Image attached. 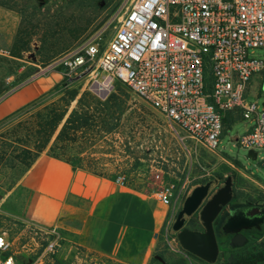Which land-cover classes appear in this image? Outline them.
Segmentation results:
<instances>
[{
	"label": "built area",
	"instance_id": "built-area-1",
	"mask_svg": "<svg viewBox=\"0 0 264 264\" xmlns=\"http://www.w3.org/2000/svg\"><path fill=\"white\" fill-rule=\"evenodd\" d=\"M101 35L88 36L40 69L38 77L53 70L68 81L88 75L100 95L123 83L210 151L218 150L225 115H230V127L246 121L248 129L236 144L255 152L264 168V100L261 107L248 101L255 76L261 79L257 94L264 86V59L250 52L264 48V0H134L105 48ZM95 61V70L89 71ZM112 180L134 188L122 172ZM147 194L168 207L164 227L171 228L188 195L187 180L167 182ZM29 229L34 244L21 243V252H33L29 264H48L60 245L57 231ZM170 249L190 264L179 244ZM21 252L13 251L0 232V264H19Z\"/></svg>",
	"mask_w": 264,
	"mask_h": 264
},
{
	"label": "rangeland",
	"instance_id": "rangeland-1",
	"mask_svg": "<svg viewBox=\"0 0 264 264\" xmlns=\"http://www.w3.org/2000/svg\"><path fill=\"white\" fill-rule=\"evenodd\" d=\"M133 1L12 0L15 7L14 10H10L12 23L3 30L1 28L3 24H0V98L29 82L40 69L98 31H102L101 44L102 48H105ZM0 20L4 21V17ZM25 44L29 49L20 52V58L11 56L22 47H27ZM250 52L253 56L264 59V48H256ZM96 64L97 61L92 63L89 71L95 70ZM55 75L60 77V81L52 90L42 95L39 108L76 90L77 96L70 104L68 110L70 112L77 108V101L84 92L98 99H104L112 92L101 97L94 90L88 75L63 84L65 80L59 70L47 73L39 83L46 84ZM260 81V77L255 76L248 96V101H257L259 107L263 105L264 100L263 90L256 93ZM116 86H121L129 93L125 111L113 130L100 128L103 130L98 131V134L87 130L83 141L91 140L88 143L80 140L81 133L76 134L69 155L78 160L75 163L77 166L82 165L83 169L110 179H113L117 172H122L134 188L143 189L146 193L158 189L167 182L181 184L187 180L189 194L199 184L212 181L213 188L215 184H220L227 176H231L234 193L243 198L233 199L231 204H244L245 200L253 201L254 198L262 196L251 178L264 185V168L260 166L258 158L255 160L247 158V150L236 144V138L248 129L246 121L239 120L227 131H223L218 150L210 151L152 109L126 85L116 82L114 88ZM9 125L8 122L1 124L0 132ZM97 130L99 129H94ZM19 173L17 170L4 171L1 175L0 232L7 235L13 251L21 252L20 233L23 224L5 213L10 204L15 206L14 198L6 200V196L12 191H14L12 195H18L17 185L21 178ZM157 174L159 177H156ZM196 216L197 213L193 215ZM169 230L171 228H165L163 225L158 235L159 253L166 258L183 257L170 249L176 244L172 243V234ZM166 247L169 250H165ZM67 249L58 248L50 257L48 264H55V261L58 264H121L117 260L96 253L85 254L80 249ZM220 249L218 262H215L217 264L226 257L224 245H220ZM21 253L19 264H29L33 259V252Z\"/></svg>",
	"mask_w": 264,
	"mask_h": 264
},
{
	"label": "crops",
	"instance_id": "crops-1",
	"mask_svg": "<svg viewBox=\"0 0 264 264\" xmlns=\"http://www.w3.org/2000/svg\"><path fill=\"white\" fill-rule=\"evenodd\" d=\"M11 14L12 11L0 7V19L4 17V21L0 20L2 30L11 25ZM43 77L0 98V121L52 90L60 81L55 75L50 82L39 83ZM251 181L262 196L245 203L264 205V185L255 178ZM17 186V196L12 195L14 191L6 196V200L14 198L15 206L10 204L5 213L23 224L21 243L34 244L30 226L55 229L61 250L80 249L85 254L96 253L121 264H152L168 207L143 190L120 187L108 177L73 168L46 152L21 176ZM238 199L243 198L238 196ZM255 236H249V242L259 241ZM220 245L228 249L223 240L219 252ZM186 263L189 264L187 259ZM153 264L165 263L157 260ZM190 264L209 263L190 258Z\"/></svg>",
	"mask_w": 264,
	"mask_h": 264
},
{
	"label": "trees",
	"instance_id": "trees-1",
	"mask_svg": "<svg viewBox=\"0 0 264 264\" xmlns=\"http://www.w3.org/2000/svg\"><path fill=\"white\" fill-rule=\"evenodd\" d=\"M0 7L8 10L15 8L12 0H0ZM28 49L29 46L22 47L11 56L20 58L19 53ZM64 80L63 84L68 81ZM76 96L77 91L73 90L57 101L39 108L41 95L0 121V125L7 122L10 124L3 132H0V180L4 171L17 170L20 172L19 176H22L42 152L70 164L73 168L83 169L82 165L75 164L78 160L76 161L75 157L69 155L71 143L75 141L76 134L81 133L79 138L83 141L87 130L97 132L96 134L103 130L100 128L113 130L125 111L129 93L121 86H116L104 99L95 98L90 93L84 92L77 101V108L68 112L70 104ZM229 118L230 115H225L223 118L224 131L230 128ZM233 118L238 119L239 115ZM96 128L99 130L94 131ZM89 141L91 140L86 139L83 142L88 143ZM237 198L233 188V199ZM186 227L191 230H200L201 224L197 216L187 217ZM169 231L172 234V243L177 245L176 233L172 230ZM255 237L259 241L248 242L247 245L239 249H227L226 257L219 261V264H264V230ZM167 249L166 247L165 250ZM184 252L188 256H192L186 251ZM157 260H161L165 264H187L183 257L166 258L159 251H156L151 263L153 264ZM55 264L58 262L55 261Z\"/></svg>",
	"mask_w": 264,
	"mask_h": 264
},
{
	"label": "water",
	"instance_id": "water-1",
	"mask_svg": "<svg viewBox=\"0 0 264 264\" xmlns=\"http://www.w3.org/2000/svg\"><path fill=\"white\" fill-rule=\"evenodd\" d=\"M77 79L79 78L72 81ZM262 90L264 91V86ZM104 96L105 94L101 95ZM247 158L255 160V152L247 151ZM232 199L231 176H227L219 188H212V181L195 186L184 199L171 225L179 246L192 256L213 264L219 256V241H226L228 249L234 250L247 245L249 236L261 234L264 230V205L246 202L244 205H233L220 215ZM195 213L202 230L186 227V218ZM251 228L256 233L249 231Z\"/></svg>",
	"mask_w": 264,
	"mask_h": 264
},
{
	"label": "flooded vegetation",
	"instance_id": "flooded-vegetation-1",
	"mask_svg": "<svg viewBox=\"0 0 264 264\" xmlns=\"http://www.w3.org/2000/svg\"><path fill=\"white\" fill-rule=\"evenodd\" d=\"M232 183H233V178H232ZM222 185H223V181H222L220 184H215L214 187H215V188H219V187H221ZM212 186H213V184H212ZM233 186H234V184H233ZM232 200H233V199H232ZM232 200H231V201H232ZM233 205H238V204H231V203H229L228 206H226V207L224 208V210L220 213V215H222L225 211L229 210L230 207L233 206ZM200 230H202V227H200ZM249 231H251V232H253V233H256V231H255L253 228L249 229Z\"/></svg>",
	"mask_w": 264,
	"mask_h": 264
}]
</instances>
